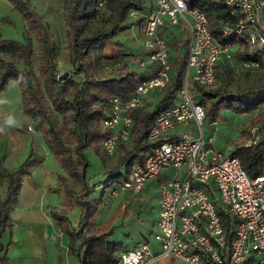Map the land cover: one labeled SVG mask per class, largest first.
<instances>
[{"label":"trees","instance_id":"1","mask_svg":"<svg viewBox=\"0 0 264 264\" xmlns=\"http://www.w3.org/2000/svg\"><path fill=\"white\" fill-rule=\"evenodd\" d=\"M9 1L28 24L26 44L10 41L15 54L18 53L28 67H20L7 54L1 55L0 89L9 78L17 81L24 111L33 121H39L45 144L63 170L57 175L63 206L60 209L51 208V217L61 232L68 234V248L80 264H116L124 250H121V242L113 239L116 224H111L118 216L119 207L107 220L98 223L95 214L99 207L107 203L103 202L106 198L113 200L115 196L111 190L109 196L104 191L99 196L93 194L95 186L101 181L97 183L87 176L90 161L86 150L93 148L102 158L107 175L101 182L102 186L113 185L112 188H115L133 164L142 161L144 154L154 145L148 139L147 129L155 115L179 101L186 57H181L179 66L173 68L172 77L162 92L153 93L154 100L129 111L133 118L131 135L128 140L118 143L116 161L109 165L102 146L107 134L103 120L110 112L106 98L109 94L130 95L142 77L133 70H124L122 75L112 78L97 77L95 63L102 55L97 52L95 57L91 51L101 48L107 39L124 28L123 21L129 9L137 8L139 4L134 0H104V5L110 6V10L106 17L101 18L103 0H65L69 24L65 32V48L73 68L68 78L60 79L56 70V46L47 24L30 7L29 0ZM187 2L190 7H199L207 15L209 28L217 37H220L224 25L235 24L236 18L229 13L224 0ZM105 19L107 26L102 23ZM34 41L37 74L31 64ZM220 62L216 65L217 80L213 86L198 85L193 81L187 86L190 94L197 98L194 101L201 104L211 122L224 120L223 110H232L239 115L254 112L249 122L242 123L240 134L234 139L235 147L229 153L238 156L242 168L252 177L264 171V62L257 68L241 69L236 67L237 61L233 64L226 60ZM151 103L152 106H149ZM251 125L257 126L260 137L256 142L245 143L251 137ZM39 159L30 152L18 167H5L0 174V264H8L2 234L13 225L11 211L18 200L23 177L31 173L33 163ZM75 207H80L77 227H73L68 216V212ZM103 208L105 212L108 203ZM245 264L257 263L251 259Z\"/></svg>","mask_w":264,"mask_h":264},{"label":"built area","instance_id":"2","mask_svg":"<svg viewBox=\"0 0 264 264\" xmlns=\"http://www.w3.org/2000/svg\"><path fill=\"white\" fill-rule=\"evenodd\" d=\"M187 1L151 0V9L139 21V31L147 58L154 64L152 75L139 81L130 95L109 94L106 98L110 112L103 120L107 134L102 146L110 156L118 143L131 135L129 111L143 105L148 94L163 90L172 77L167 40L158 28L178 25L186 30L180 99L155 115L147 129L154 145L111 190L113 196L138 194L148 178L168 168L173 170V177L158 185L154 235L159 250L141 240L122 250L116 264H148L165 255L190 264H245L251 259L264 264V171L251 177L237 155L215 150L213 135L205 136L201 128L203 107L192 99L187 86L188 79L213 86L216 65L222 60L237 61L240 69L257 68L264 62V0H224L236 20L223 26L220 37L209 28L207 15ZM137 59L140 64L145 62ZM191 120L200 128V135L168 136L176 124ZM259 137L254 126L246 143Z\"/></svg>","mask_w":264,"mask_h":264},{"label":"crops","instance_id":"3","mask_svg":"<svg viewBox=\"0 0 264 264\" xmlns=\"http://www.w3.org/2000/svg\"><path fill=\"white\" fill-rule=\"evenodd\" d=\"M134 1L139 4L137 8L129 9V14L134 17V19H130L128 13L126 16L130 20H134L132 21V26L118 30L113 38L107 39L100 46L101 48L93 53H101V60L111 62L117 60V63L124 61L129 65V70L137 72V74L144 79L152 75L154 64L147 58L144 45H142L141 31H139L138 27L141 16L151 9L152 2L151 0ZM126 19L123 23H127L128 20ZM158 30L159 33L164 34L169 52L171 50L170 48H172V42H176V40L174 41L175 38L182 39L188 35L187 32H185L186 30L178 25L170 26L169 29L161 26ZM122 41L128 43V46ZM137 57L144 59L145 62L140 64ZM170 60L172 61V58H170ZM172 64L174 68V61H172ZM159 92L162 91L154 93L158 94ZM151 99H154L153 92L144 97V105L147 103L146 101ZM179 99L180 93L177 100ZM9 117L14 120L12 125H7L5 123ZM188 123L190 124L191 121ZM188 123L176 124L171 128L169 133L175 132L172 136L181 133L195 134L191 128L185 126ZM28 124H34V121L22 107L19 84L16 80L9 78L7 83L0 89V129H2L0 130V169L3 170L5 167L13 169L18 167L19 163H21L30 152L34 153L36 157H40V159L33 163L31 173L23 177L24 179L19 190L20 194L18 200L11 211L13 221L11 236L14 237V240H11L8 244L9 240H6V237L4 238L2 235V241L7 253L9 256H12L13 260L18 258L20 262H27L28 260L38 259L40 264H80L77 256L71 253L68 248L70 243L68 234L61 232L56 221L53 220L50 214L51 208L60 209L63 206L62 195L61 192L58 191L57 177V175L62 174L63 170L56 162L50 149L46 146L40 131L38 133H31L24 129ZM217 129H219V127ZM217 129L215 128V130ZM134 195L129 192L121 193L122 199L127 202H129ZM45 201H47L48 204L47 209L44 206ZM120 201L121 200H119V202ZM113 203H117V196L113 198ZM74 209L78 210V207ZM74 209L70 210L68 214ZM105 212L103 211V213L95 214L98 223L107 220L109 215L105 216ZM76 213H74L73 217H75ZM70 219L72 218L70 217ZM111 224H116L114 235H116L117 240L122 242V244L120 243L122 246L121 250L133 248L141 240L149 242L154 251L159 250V245L156 241L150 240L145 235L135 240L129 230H127V236L121 241L118 216ZM72 225H75L73 219ZM57 232L58 235L53 237ZM130 237L133 239L131 240ZM124 240H126L127 244H123ZM148 264L190 263L181 258L165 255L164 257H157Z\"/></svg>","mask_w":264,"mask_h":264},{"label":"rangeland","instance_id":"4","mask_svg":"<svg viewBox=\"0 0 264 264\" xmlns=\"http://www.w3.org/2000/svg\"><path fill=\"white\" fill-rule=\"evenodd\" d=\"M29 2H30V7L47 24L49 33L52 36L53 41L55 42V46H56L55 61L57 63L56 70L58 74H61L64 71H69V72L72 71L73 64L71 63V58H69L65 48L66 45L65 32L69 27V24L66 20V13L68 9L67 2L65 0H29ZM100 7L102 8L100 17L104 18L108 15L107 13L110 10V6L108 7V5L106 6L100 5ZM128 16L130 17V19H134V17H132L130 14ZM130 19L129 18L126 19L128 21L127 23H125L126 25L123 24L124 28L132 26V21L134 20H130ZM102 23L104 26L108 25L106 19L102 20ZM27 30H28L27 22L22 19L20 13L17 11L16 8L13 7L12 3L9 0H0V56L7 54L9 58H11L14 61V63L18 64L20 67H28V64H26V61L24 59L20 58V55H18V53L15 54V51L13 50L14 45L10 43V41L16 40L19 44L22 45L26 44ZM175 40L176 42H172L171 44L172 48H170L171 50L169 52L170 58H172V61H174L175 64L174 69L177 68L176 66H179V62H181L180 59H182L181 57H184L185 59V54H186L185 38L182 39L175 38L174 41ZM122 42L128 46V43H126L125 41ZM142 45H143V36H142ZM35 46H36V42L34 41L32 45V50H33L32 52L34 53L31 56L32 58L31 64L34 73L37 74L38 71H37L36 58L35 56H33L36 52ZM95 51H98L97 48L95 49ZM91 52L95 56L96 53H93L94 52L93 49ZM219 64L223 65V63L221 62ZM95 65H96L95 72L97 77L99 78L101 77L112 78L115 76H120L122 71L129 70L130 68L129 65L126 64L124 61L123 62L120 61L119 63H117V60L111 62L100 59V61H96ZM80 77L81 76H78V78ZM187 81L188 83L191 82L190 79H188ZM191 97L193 100L197 99L192 95ZM152 104L153 103L148 105L152 106ZM222 114L224 120L222 121L217 120L214 121V123L211 122L209 117L205 116L201 128L203 129L205 136H208L209 134L213 133L214 148L216 151H220L223 154H229L232 152V150L235 147L234 139L240 134V130L243 127L242 123L249 122L252 119L254 112L253 113L245 112L239 115L233 112L232 110L230 111L223 110ZM29 126L32 127L31 130L29 129ZM185 126L191 128L196 135H200L201 130L200 128L197 127V125L193 120H191L190 124L188 123ZM254 126L255 125H251L250 132L252 127ZM218 127L219 129H217ZM215 128L217 130H215ZM24 129L31 133L33 132L38 133L40 131L39 121L35 120L34 124L31 125L28 124L24 127ZM174 133H168V136H172ZM117 151L118 148L113 155L108 156L107 154H105L109 165L113 164L116 161L115 159L117 158V154H118ZM86 155L88 157V160L90 161V164L87 168V176L93 181H96L97 183H99L100 181L102 182L107 175L105 173V166L101 156L93 148L87 149ZM1 172L2 170L0 169V174ZM173 173L174 172L172 169H166L162 171L160 175L148 178V180L144 182L142 190L138 194L132 196L129 202L124 201L122 199L121 193L123 192L117 195V203H113L112 199H111L112 202H110L111 200L108 198H106L103 201L108 203V208L106 209V212L104 214L105 216L111 215L114 212V210L117 207H119L118 217H119V231H120L121 241L127 236L128 234L127 230L131 231L132 236L135 240L145 235L150 240L155 241L154 234L157 231L155 227V220L158 216L157 213L159 209V201L157 196L158 185L163 180L173 177ZM1 182L2 179L0 178V192L2 187ZM101 182L95 186L93 194L99 196L100 193L104 191L105 195L109 196L110 190H112L113 185L103 187ZM119 200H121L122 202L119 203ZM107 203L100 206L96 214L103 213V209H104L103 207L107 205ZM44 206L46 209L48 208L47 201H45ZM79 211H80V207H78V210L74 209L70 214H68L69 219L71 217L74 220L75 225L73 227L78 226L77 218L79 215ZM74 213H76L75 217H73ZM11 231H13L12 227L7 229L2 234L4 238L6 237V240H12V241L14 240V237L11 236ZM130 238L131 240L133 239L132 237ZM113 239H117L116 235L113 236ZM123 242H124L123 244H127L126 240H124ZM8 264H40V263L38 259L28 260L27 262L26 261L20 262L18 258L13 260L12 256L11 255L9 256L8 254Z\"/></svg>","mask_w":264,"mask_h":264},{"label":"water","instance_id":"5","mask_svg":"<svg viewBox=\"0 0 264 264\" xmlns=\"http://www.w3.org/2000/svg\"><path fill=\"white\" fill-rule=\"evenodd\" d=\"M68 75H69V71H64L61 74H58L57 77H59L60 79H66L68 78Z\"/></svg>","mask_w":264,"mask_h":264},{"label":"clouds","instance_id":"6","mask_svg":"<svg viewBox=\"0 0 264 264\" xmlns=\"http://www.w3.org/2000/svg\"><path fill=\"white\" fill-rule=\"evenodd\" d=\"M5 123L7 125H12L14 123V120H13V118L9 117ZM0 130H2V129H0Z\"/></svg>","mask_w":264,"mask_h":264}]
</instances>
